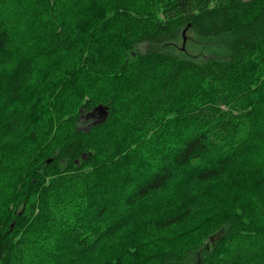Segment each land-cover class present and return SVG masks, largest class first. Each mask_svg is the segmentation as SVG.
Here are the masks:
<instances>
[{"label": "trees", "instance_id": "trees-1", "mask_svg": "<svg viewBox=\"0 0 264 264\" xmlns=\"http://www.w3.org/2000/svg\"><path fill=\"white\" fill-rule=\"evenodd\" d=\"M202 249L264 264V0H0V264Z\"/></svg>", "mask_w": 264, "mask_h": 264}, {"label": "rangeland", "instance_id": "rangeland-1", "mask_svg": "<svg viewBox=\"0 0 264 264\" xmlns=\"http://www.w3.org/2000/svg\"><path fill=\"white\" fill-rule=\"evenodd\" d=\"M193 35L194 34L192 32H189L188 34H186L184 36L183 46L182 44H180L182 46V49L185 50L186 48H188L190 53L196 52L194 45L197 44V41H196L197 39H195ZM95 115H96V118H95ZM104 116L106 115H105V111L103 110H100L99 112H95V113L92 111L85 116L86 118L83 119L80 126L84 129H87L90 125L97 124L98 122L103 121ZM100 203H102V201H99L98 203H96V205ZM205 252H206L205 249H202L200 251L192 253L189 256V259L183 264H197L204 257Z\"/></svg>", "mask_w": 264, "mask_h": 264}, {"label": "water", "instance_id": "water-1", "mask_svg": "<svg viewBox=\"0 0 264 264\" xmlns=\"http://www.w3.org/2000/svg\"><path fill=\"white\" fill-rule=\"evenodd\" d=\"M100 110H103V111H105V115L106 116H104L103 118H104V120L108 117V111L107 110H105V108L103 107V106H99L98 108H96L93 112L95 113V112H99ZM52 160H49L48 162L50 163ZM14 225H12V227H13Z\"/></svg>", "mask_w": 264, "mask_h": 264}, {"label": "flooded vegetation", "instance_id": "flooded-vegetation-1", "mask_svg": "<svg viewBox=\"0 0 264 264\" xmlns=\"http://www.w3.org/2000/svg\"><path fill=\"white\" fill-rule=\"evenodd\" d=\"M94 116V115H93ZM95 118H96V115H95Z\"/></svg>", "mask_w": 264, "mask_h": 264}]
</instances>
